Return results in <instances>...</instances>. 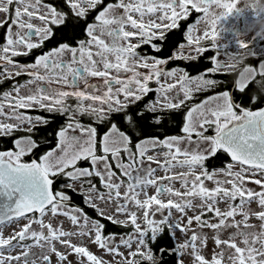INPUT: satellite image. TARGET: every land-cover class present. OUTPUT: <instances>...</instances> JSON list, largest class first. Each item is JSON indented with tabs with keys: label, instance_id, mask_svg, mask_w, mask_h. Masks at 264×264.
<instances>
[{
	"label": "snow or ice",
	"instance_id": "6c2138e0",
	"mask_svg": "<svg viewBox=\"0 0 264 264\" xmlns=\"http://www.w3.org/2000/svg\"><path fill=\"white\" fill-rule=\"evenodd\" d=\"M65 2L71 15L62 9L42 3V0H0V13L8 14L7 19L0 18V28L9 23L12 26L7 28L6 43L0 45V66L5 69L0 72V77L11 76L12 69H15V75L26 74L30 77L24 85L13 86L15 96L11 92H4L0 97V100L7 102V111L5 103L0 102V117H3L0 119V136H9L15 131L25 130V124L29 126L27 130L31 131L33 118L21 113V108L38 106L69 117L66 127H62L57 133L55 147L39 155L38 160L23 159L38 148L37 142L30 136L16 138L15 150H0V225H3L6 219L12 218H24L29 221L12 237L5 239L0 235V264H12V261L21 259V256H5L4 246L10 249L18 246L25 249L43 247L40 241L51 245L50 250L63 264L67 253H61L52 244L55 240H59L70 252L86 258L89 264H103V261L85 246L63 239L71 235L90 237L93 243L105 249L108 254L123 257L127 264H142L144 259L152 258L150 251H144L148 247L146 237L155 242L157 234L163 233L165 225L171 230L172 237H175L176 229L187 237L193 221L201 227L213 229H219L221 226L235 227L237 231L232 233L228 240L221 241L217 236L215 244L219 246L223 243L229 249H234V253L229 256L232 264H264V247L256 246L264 240V232H258L248 224L252 215L264 223V210L258 213L251 209L247 213L239 211L252 202L258 203L261 209H264V190L257 192L243 186L246 174L253 177L259 174L264 177V107L259 106L264 105V95L261 94L264 92V63L259 65V72L251 66L245 67L240 78L235 81L234 88L244 93L246 102L237 103L230 91L225 90L189 108L182 127L184 138L171 136L161 140L159 137H149L138 141L133 150L130 147V135L121 131L116 123L109 121L107 131L100 136L95 127H86L74 120V116L79 113L94 116L98 122L103 123L111 114L123 113L122 118L132 126V131H140V120L145 118L144 113L139 110L130 113L127 109L130 104L141 100L150 91L157 93V99L148 106L149 111L155 112L157 106L161 110H174L185 105L186 101L192 98L194 91L206 90L208 86L216 84L213 79L203 76L193 79L186 73L177 78L175 70L164 71L160 67L166 65L168 59L145 56L138 53L137 49L142 45H151L153 51H160V46L153 43V40L164 39L163 30L177 27V20L187 18L191 6L195 11L203 13L197 24L203 20L211 29L205 30L202 35L193 36L194 26L189 25L186 34L189 46L187 58H195L191 56V51L197 54L206 51L203 40L210 39L215 47L219 38L218 22L227 19L237 10L235 0H117L98 12L95 23L87 24L84 30L87 39H78L75 44L59 43L58 46L37 56L30 64L14 63L11 57L28 55V52L42 47L44 41L53 36L50 24L67 28L72 16L77 18L78 22L86 17L89 9L100 5L102 0ZM215 9L223 11L218 12ZM35 19L40 20L43 26H35L32 22ZM75 26L72 25L73 28ZM34 37L37 38L36 42ZM134 37L136 42L131 39ZM238 46L244 48L246 45L239 41ZM184 47V44L178 45L181 52L174 53L171 59L185 58ZM25 49L27 51H24ZM230 61L227 65L229 69L239 63L238 57H230ZM212 63L215 65L210 70L212 72L224 67L215 57ZM139 69H146L147 72H141ZM256 75L261 77L258 81L259 88L249 89V84ZM161 77L164 78L163 81ZM89 78H100L102 83H90ZM153 78L159 86L155 89L149 87ZM170 78H173L174 82L168 83ZM33 84L36 87H30ZM81 84L82 89L79 87ZM193 84L195 88L192 87ZM22 87L28 89L26 95L19 94ZM168 93L174 94L170 96ZM69 98L75 99L74 107L66 103ZM85 101L89 103L85 104ZM42 119L37 116L35 122ZM152 119L157 124L161 122L158 116H153ZM209 128L213 129V135H206ZM77 130L80 132L79 136L69 134ZM193 136L196 137L195 141ZM185 140L187 146L182 147ZM149 144L153 148L162 147L167 151L148 155ZM220 151L226 153L232 162L240 165V170L235 172L233 163L219 169L223 179L216 178V170L209 172L203 166L209 156H216ZM124 155L127 156V162ZM161 155L164 157L163 162L159 160ZM81 160L89 161L90 167H78ZM112 160H115V168L120 170L119 175L113 170ZM145 160L158 164L160 170L166 173L165 176L155 177L157 169L152 168L150 164L146 168L137 167L138 164L143 165ZM176 167L186 168L187 171L167 174ZM133 171L137 175L133 176ZM61 176L74 183L79 182L86 202L93 207L96 206L92 194H98L100 199H104V194L100 193L97 185L88 178L98 177L101 185L108 190L107 202L114 203L115 213L123 215L125 220H117L114 215L109 216L98 207L96 210L112 223L127 225L130 222L133 232L127 238L120 237L119 243L116 244L115 234L104 236L102 233L105 226L95 219L89 222L87 215L78 207L62 211L68 207L66 202L70 197L61 190H53L54 178ZM164 180L168 181L167 185L162 183ZM204 180L213 181L216 187L206 188ZM176 181L181 184L183 191L172 187ZM252 182L264 189V179H254ZM74 183H65L62 187L72 189ZM85 183L88 184L87 188L83 187ZM122 187L125 189L123 193L120 191ZM149 187L155 189L154 194L149 195ZM165 196L168 197L166 201L163 199ZM172 196L180 199L174 201ZM196 196L202 201L201 212L188 217L184 222H181L183 215L174 219L171 210L186 214L185 209L192 208V201L188 198ZM237 197L240 198L239 205L230 204L229 209L224 212L215 209V215L220 218L219 224H210L202 219L205 207L207 211H213L218 198L228 203L235 201ZM130 205L139 211L132 210ZM165 209L168 210L167 215L164 214ZM48 212L53 216L69 217L79 231L65 232L60 227L45 224L43 217ZM29 213H38L40 218L29 217ZM156 213L162 216L158 221L154 218ZM78 214L85 221L83 225L79 223ZM235 214L243 215V223L226 224L224 218L234 217ZM32 223L40 225L39 232L30 231ZM29 238L36 242L35 245L19 244V241ZM237 238L244 247L238 246ZM13 239H17V244L12 243ZM198 240L203 246L204 234L193 232L183 243H179V247L190 250L193 264H221L223 251L213 253L209 260L199 253ZM161 242L165 245L169 243L168 240ZM120 246L128 250L126 256L119 250ZM165 250L162 248L161 253ZM22 256L25 258V264H29V252L23 251ZM137 256L141 258L140 261H137ZM41 258L44 264H50L47 254L42 252Z\"/></svg>",
	"mask_w": 264,
	"mask_h": 264
},
{
	"label": "rangeland",
	"instance_id": "374dc122",
	"mask_svg": "<svg viewBox=\"0 0 264 264\" xmlns=\"http://www.w3.org/2000/svg\"><path fill=\"white\" fill-rule=\"evenodd\" d=\"M239 1L246 3L245 11H243V13H242V14H244V22L241 23L240 22V16L232 13L230 15L231 20L234 19L237 22L236 23L237 31L233 30V32L230 29V28H232V27H230V23L227 22V20L228 21L230 20L229 17L225 20L218 22L217 31L219 34V38L217 40L215 47L213 46L210 39H206V40L202 41V43L205 42V45L207 46V48L216 49L218 47L224 46V47H227L230 51L235 52L237 54H240L241 49H243V48H239V46H238L239 41H243L246 45L245 47H247V46L251 45L252 42H256L259 39L264 38V4L262 3L264 0H238V2ZM261 3H262V6H260ZM215 10L218 12L223 11L221 9H215ZM12 11H13V13L15 12V5L12 7ZM120 11H122V10H118V12H120ZM5 15H6V13H0V18L4 19ZM201 17H203V14H201L197 18V20H195L193 23V26H194V30L192 33L193 36L202 35L205 30L211 31V29L208 27V25L203 20H201V22L197 24V21L200 20ZM32 22L35 26H43L41 21L38 19H35ZM9 27H12L11 24L9 25ZM13 30L15 31L14 27H13ZM128 30H131V29H128ZM36 39L37 38H35V37L33 38L34 42H36ZM131 39L133 40V42H136L135 37L131 38ZM4 43H6V37H5ZM249 49H252L254 54H256L258 52L257 48L249 47ZM214 57L219 62V64H221L222 66H225V64H227V63H231L230 58L228 56H224L222 54L217 53L214 55ZM259 65L260 64H258V68L255 69L256 72H259ZM243 69L244 68L239 70L237 79L240 78V75H241V72L243 71ZM210 70L211 69H209L207 72H203V73H200L198 75H192V76L190 75L189 77L194 79L198 76H203L207 79L215 80L214 78H212L210 73H225V72H230L232 69H227V68L222 67L220 70H218L216 72H212ZM11 71L15 73V69H12ZM139 71L147 72L146 69H139ZM177 78H178V74H177ZM161 80L163 81L164 78L161 77ZM167 82L172 83V82H174V79L170 78V79H168ZM90 83H94V84L95 83H102V81L100 80V78H92V79L90 78ZM24 84L25 83H23L22 85H24ZM30 86L33 88L36 87L35 84L30 85ZM79 87L82 89L83 85L81 84V85H79ZM149 87L152 89L159 87L157 84H155L154 78L152 81L149 82ZM192 87L195 88V84H193ZM211 87L212 86H208L207 89H209ZM26 90H27V88H24V87L20 88L19 94L20 95H26L27 94ZM65 90H70V89L65 88ZM201 91H203V90H201ZM201 91H194L193 94H195V92H201ZM10 92L12 93L13 96L16 95V93L13 92V90ZM150 92H151L152 98L149 101H146V103L144 105L145 108H147V109H148V106L151 104V102H153L157 99V93L155 91H150ZM219 93H221V92H219ZM219 93H213L211 95L204 97L203 99H201L199 101H192V98H194L192 96L191 99L186 101V104H188V109L191 108L192 106L200 104L202 101L205 100V98L215 96ZM168 94L171 96L174 93H168ZM181 97H182V93H181ZM87 103H89V102L85 101V104H87ZM213 103H215V102H213ZM158 109H161V108L159 106H157L155 111H157ZM188 109H187V111H188ZM187 111H186V113H187ZM80 115L81 114L77 113L74 116V120L79 121L82 125H84L82 123ZM86 115H88V114H85V116ZM66 118L67 119L64 122L62 127H66L67 123L69 122L68 115H66ZM0 119H3V117H0ZM9 122H11V121H9ZM184 123H185V121H184ZM84 126L87 127L89 125H84ZM26 128H28V125H24V129H26ZM209 129H212V128H209ZM212 131H213V129H212ZM69 134L79 136L80 132L77 130L75 132H70ZM184 137L185 136H182V138H184ZM163 139H165V138H163ZM163 139H161V140H163ZM192 139H193V141H195L196 137H192ZM181 146L182 147L187 146L186 140L182 143ZM147 147H148V153H147L148 155H153L156 152L162 153L164 151H167V149L162 148V147L153 148L151 144L147 145ZM134 149H135V146H134ZM14 150H15V145H14ZM109 159H111V157H109ZM181 159H183V157H181ZM124 160H125V162H127V156L126 155H124ZM159 160L161 162L164 161L163 155H161L159 157ZM86 162L88 163V166L90 167V162L89 161H86ZM228 163H233V165H234L233 171L234 172L240 170V165L238 163H235L232 161H230ZM228 163H226L223 168H226ZM149 164L152 168L157 169V171L155 173V177L165 176L166 173L163 170H160L158 164L149 162L147 160H145V163L143 165L138 164L137 167H145L146 168L149 166ZM112 165L115 168V160H112ZM81 168H84V166H81ZM115 169H116L117 173L119 174L120 170L117 168H115ZM220 169H222V168H220ZM213 170H216V172H217V175H216L217 179H223L224 178L222 176V174L219 173V171H218L219 168L212 169L210 172H213ZM185 171H187L186 168L176 167V168H173L167 174L168 175H174V174H179L180 172H185ZM132 174H133V176L137 175V173L135 171H133ZM141 175H143V174L141 173ZM88 179L92 180L91 177ZM229 179H231V177H229ZM254 179H264V177L260 176L259 174L255 177L246 174V178L243 182V186L246 188H249V189H253L257 192L264 190L259 185L252 182ZM98 182L100 183V187H101L100 188L101 190H99V192L104 194V199L98 198V194H95V193L92 194L94 205L96 207L102 209L105 213H107V215H109V216L114 215L117 220L124 221L125 217L123 215L115 213V204L107 202V191L108 190L101 185L99 178H98ZM157 182L161 183V181H157ZM67 183H74V182L69 180ZM162 183L164 185H167L168 181L164 180V181H162ZM204 186L208 189H212V188L216 187V184L213 181L204 180ZM83 187L87 188L88 184L85 183ZM172 187H174L176 190L183 191L181 184L178 181L174 182L172 184ZM224 187L230 188L231 186L230 185H224ZM72 189L79 192V193H82L84 198H85V193H83L81 191V185L79 182H75L74 188H72ZM120 191H121V193H123L125 191V189L122 187L120 189ZM147 191H148L149 195H151V194H154L155 189L153 187H149ZM163 199L166 201L168 199V197L165 196ZM171 199L176 201V200H179L180 197L172 196ZM188 199H190L192 201V208H186L185 209L186 214H181V213L177 212L175 209H172L171 211H172V216L174 219H179L183 215V220L181 222H184L187 220L188 217L194 216V215L199 214L201 212L200 205H201L202 201H201L200 197H198V196L189 197ZM245 199H247V197H245ZM121 202H123V201H121ZM230 204L239 205L240 204V198L237 197L235 201H229L228 203H225L224 200H221L218 198V203L214 206V210L210 211L211 212L210 216L205 217V218L202 217V219L207 221L210 224H219L220 218L215 215V209L218 208L221 212H224V211H227L229 209ZM96 207H94V208L96 209ZM130 207H132V210H134V211H139L138 209H136L132 205H130ZM69 209H72V208L68 206L66 209H64L62 211H67ZM249 209L253 210L256 213H258L261 210H264V209H261V207L259 206L258 203L252 202L250 204H246L243 207V209H240L239 211H243V212L247 213ZM205 211H207L206 207L203 210V212H205ZM167 212H168V210L165 209L164 214L167 215ZM31 217H35L36 219L40 218L39 215L31 216ZM154 218L158 221L162 218V216L160 213H156ZM224 219H225L226 224H232L234 222L243 223L244 217L241 214H235L234 217H225ZM43 220H44L45 224H51L53 227H60L65 232H77V231H79L78 227L72 224L71 219L67 216H64V215L53 216L50 212H48L43 217ZM78 220H79V223L81 225H83L85 223L83 217L80 216L79 214H78ZM90 221L91 220H89V222ZM28 223H29V221L24 219V218H20L18 220L16 218L12 219L11 221L4 223L3 225H0V235H2L3 238H5V239L12 237L15 235V233H18L23 228V226L25 224H28ZM118 224H124V223H118ZM248 224L252 225L256 229V231L264 232V223H262L259 219H257V217L255 215H252L249 217ZM127 225H130V222ZM185 226H187V225H185ZM85 227L87 229L88 226L86 225ZM166 227H167V225H166ZM241 228H243V224H241ZM30 231L39 232L40 231V225L38 223H32ZM236 231H237V229L235 227L221 226L219 229H213V228H209L207 226L201 227L195 221H193L192 225L190 226V231L188 232L187 237L185 236V233L181 232L179 229H176L175 230V237H173V239H174L177 246L173 250L176 252V255H177V263L181 264V261H182L183 264H193V258L190 255V250L180 248L179 243H183L187 238H189L192 235L193 232H196V233H203L204 234L203 246H201V241H199V240L197 241L198 251L201 255L205 256L207 259L210 260L213 253H219V252L223 251L224 255H223L221 264H232V261L229 259V256L232 253H234V249H229L227 247V245H225L223 243L221 245L217 246L215 244V238L217 236H219L221 241H226V240H228L229 236ZM45 232L47 233L46 229H45ZM170 232H171V230H170ZM131 233L132 232H130L128 234L115 235V241L114 242L116 244H118L120 237L127 238V236ZM63 239L70 240L73 244L85 246L92 254L96 255L101 261H103V264H127V261L123 257L116 256L114 254H108L105 249H102L97 244L93 243L90 237H87V236L81 237L79 235H71V236L64 237ZM29 240H30L29 243L23 244L22 242L19 241V244L20 245H29V244L35 245L36 242L33 239L29 238ZM236 242H237L238 246L244 247L243 243L239 240V238H237ZM12 243L17 244V239H13ZM40 244L43 245V247L34 246V247L28 248V249L22 248L20 246L14 248V249H10L7 246H4L5 247V253L4 254H5V256H7L9 254L12 256H21V259L19 261H12V264H25V258L22 256V253H23V251L26 250L29 252V257L27 258L29 264H44V261L41 258V253L43 252L50 257V264H61V261L58 259V257L50 250L51 245L47 244L45 241H40ZM52 244H54L55 247L61 253H67V259L65 261H63V264H81L82 259H83V264H89V262L87 261L86 258H82L80 255L70 252V250L66 249L65 246L62 245L59 240L53 241ZM256 246L257 247H264V240H261L260 243L257 244ZM134 248H135V244H133V249ZM119 250L121 252L125 253V256L127 255L128 250L125 247L120 246ZM144 251L149 252L146 248L144 249ZM151 255H152V253H151ZM157 258H158V255L157 256L152 255V258L150 260H148V259H144V260L154 261ZM136 259L138 261L141 258L139 257Z\"/></svg>",
	"mask_w": 264,
	"mask_h": 264
},
{
	"label": "trees",
	"instance_id": "16d2710c",
	"mask_svg": "<svg viewBox=\"0 0 264 264\" xmlns=\"http://www.w3.org/2000/svg\"><path fill=\"white\" fill-rule=\"evenodd\" d=\"M114 2H117V0H102V3L100 5H98L95 9H89L86 17L83 19H79L78 22H77V18L72 16L71 23L67 28H65L63 25L57 26L50 24L49 27H51L53 30V36L49 40L44 41L42 47L31 50L30 52H28V55L13 56L11 57L12 60L18 62H29L33 59V56L35 55V52L37 50L47 51L51 48L58 46V44L62 42L75 44L76 40L78 39H87L84 31L87 24L95 23V16L98 14V12L101 11L107 4ZM42 3L48 4L50 6H54L57 9H62L63 11L68 12L69 15H71L65 0H42ZM7 15L8 14L5 15L4 19H7ZM9 25L10 23L7 24L4 28H0V45H3V43L5 42L7 28L9 27ZM72 25H76V26L73 28ZM72 37H75L76 39H72ZM178 38H179L178 30L165 33L164 39H162L160 43V51H157L156 54L160 57L167 56L171 48L174 47L175 44L177 43ZM142 47H145V49L148 48L146 45H142ZM209 69L212 68L208 60V56L206 55L201 56L197 61L194 62L191 61L186 65V70L191 76L198 75L203 72H207ZM210 75L212 76V78L215 79L216 84L212 85V87L209 89L203 90L201 92H195V94H193L194 98H192V101H199L208 95H211L213 93L223 92L225 90L230 91V93L232 94V96L234 97L237 103L247 101V97L244 95V93H241L234 88L235 81L237 80L236 72H232V73L230 72L227 74L210 73ZM260 79L261 77L256 75L255 79H252V82L249 84V89L259 88L258 81H260ZM261 94L264 95V92H262ZM151 97L152 95L149 92V94L144 95L141 100L133 104H130L127 109V111L130 113H135L138 110L144 113L145 118L140 120V129H141L140 131H132V126L127 124L123 120L122 118L123 113H113L103 123L98 122L95 119V117L91 115L85 116V114H81L80 118L84 125L95 127L97 129L98 135L100 136L105 131H107V125L109 121L116 123L121 131H124L126 134L130 135V139H131L130 147H132L133 150L135 144L138 141L143 140L145 138L159 137L160 139H163L171 136H179V137L185 136V134L182 131V127L184 125L185 115L188 107L181 106L180 109H174V110L158 109L157 111L152 112L149 111L144 106L146 101ZM250 106L253 108L257 107V105H250ZM259 106H263V105H259ZM153 116L160 117L161 122L157 124L152 119ZM65 121L66 120L64 118V114H61L60 112H53L50 114H46L45 121L43 124L37 126L33 132L23 135L27 137L30 136L37 143H40L37 149H35L29 155L23 157V159L29 160L30 156H34V158L37 159L39 155L43 154L48 149L54 148L57 142V132L58 130L61 129ZM211 132L212 129H209L206 135H209V133ZM14 138H16V136H0V150H5L8 148H10L9 150H14V146H13ZM230 161L231 160L227 156V154L224 153L223 151H220L217 153L216 156H209V158L203 162V166L206 170L210 172L212 169L223 168L224 165ZM77 166L89 167L88 163L84 160L79 161ZM113 169L117 173L114 167ZM91 179L97 185V188L101 190L100 183L98 182V178L93 176L91 177ZM68 181H69L68 179L62 176L54 178L53 190L58 189L68 194L70 199L66 202L67 206L71 207L72 209L78 207L79 209L82 210L84 214L87 215L89 220L95 219L100 223H102L105 226L102 233L104 236H108L110 234H115V235L128 234L130 232H133V228L131 225L112 223L111 220L107 219L106 217H102L94 207L89 206V204H87L82 193H79L70 188L62 187ZM203 213H204L202 216L203 218L209 217L211 214L210 211H205ZM146 239L148 240V247L146 249L150 251V253H152V255L154 256L158 255L159 248H165L166 250H171V249L173 250L177 246L169 228L166 227V225L163 228V233L157 234V240L155 242L152 241L150 237H146ZM162 240H168L169 243L165 245L161 242ZM29 241H30L29 239H25L20 242L26 244L29 243ZM136 258H139V256H137Z\"/></svg>",
	"mask_w": 264,
	"mask_h": 264
},
{
	"label": "flooded vegetation",
	"instance_id": "af4514ba",
	"mask_svg": "<svg viewBox=\"0 0 264 264\" xmlns=\"http://www.w3.org/2000/svg\"><path fill=\"white\" fill-rule=\"evenodd\" d=\"M262 3L264 4V1ZM262 3L260 4V6H262ZM235 5H236L237 10L236 11L234 10L233 13L240 16V22L242 23V22H244V14H242V13H243V11H245L246 3L245 2H240V1L238 2V0H235ZM201 14H203V13L202 12H197V11H195V9H192L191 6H189V14H188L187 18L178 19L177 20V27L163 30L164 31V35H165V33L170 32V31H174V30H178L179 31V38L177 39V43L175 44L174 47L171 48V50L169 51V54L167 56H165V57L158 56L156 54L157 51H153L151 45H146L148 47L147 49H145V47L141 46L140 48L137 49V52L141 53V54H143L145 56H149V57H158V58H166V59H168V63L166 65H162L160 67L164 71L175 70L177 72V74H178V77H179V75L184 74V73H186L188 76H190L188 71L186 70V65L189 62H191V61L192 62L197 61L199 59V57L204 56V55L208 56V60L210 62L211 68L215 67V65L212 63V59H213L214 55L217 54V53L222 54L224 56H228L229 58L230 57H238L239 63H237L234 68H231L232 70L230 71L231 73L232 72H236L237 73V75H236L237 77H238L239 70H241L242 68H245L247 66H251L252 68L257 69L258 68V64L264 63V38H261V39H259L256 42H252L251 45L241 49L240 54L232 52L227 47H224V46L218 47L216 49L207 48V46L205 45V42H204L202 44L205 45L206 51H204L203 53H199V54H197L195 51H191V56L195 57V58H187L188 57V52H189V46L187 45V41H186L187 29H188L189 25H193L194 21L197 20V18ZM228 17H229L230 20L229 21L227 20V22L230 23V27H232L230 29L232 30V32H233V30L237 31V27H236V23L237 22H236V20H234V19L231 20V17L230 16H228ZM161 41H162L161 39H154L153 43H155V44L160 46ZM180 44H184L185 45L184 50H183V55H184L185 58H182V59H171V57L174 55V53L175 54H179L181 52V50L178 48V45H180ZM249 47L257 48L258 52L256 54H254L253 50L249 49ZM24 51H27V50L25 49ZM47 51H38L37 50L35 52V55L33 56V59L31 61H29V62H18V61H14V62L16 64H20V65L30 64V63H33L35 61V58L37 56H39L42 53L47 52ZM228 64L229 63L225 64V66L223 68H227ZM227 69H229V68H227ZM4 71H5L4 68L2 66H0V72H4ZM230 72H225V73H222V74H227V73H230ZM29 79H30V77L28 75H26V74L15 75L14 72H12L11 76H7L6 75L4 77H0V97H2V94L4 92L12 91L14 85H17V84L22 85L23 83H26V81L29 80ZM27 91H28V89L26 90V92ZM150 99H148L147 101H149ZM0 102H3L5 104L7 103L6 101H3V100H0ZM66 103L68 105H71V106L74 107L75 104H76V101H75V99L69 98V99L66 100ZM6 105H5V110L7 111V106ZM184 106L188 107V104L185 103V105H182V107H184ZM19 111L21 113H24L26 116H31L33 118V124L31 126V131H28L27 128H26L25 130L15 131L12 135H9V136H16V138H18V137H27V136H23V135H26V134H29V133L33 132L36 129L37 126H39L40 124H43L44 121H45L46 114H50V113H53V112H58V111H55V110L48 111V110H45V109H41L38 106L30 108V109L21 108V109H19ZM37 116H40L43 119L40 122H35V117H37ZM64 118H65V120L67 119L66 118V114H64ZM25 125H27V124H25ZM16 138H14V140H13V146L15 145L14 141H15ZM37 144H38V146L40 145V143H37ZM33 158H34V156H30L29 160H32ZM38 159H39V157L37 158V160ZM37 215H39V214L38 213H29L28 214L29 217L37 216ZM12 219H15V218H12ZM12 219L7 220L4 223H7V222L11 221Z\"/></svg>",
	"mask_w": 264,
	"mask_h": 264
},
{
	"label": "water",
	"instance_id": "95a60500",
	"mask_svg": "<svg viewBox=\"0 0 264 264\" xmlns=\"http://www.w3.org/2000/svg\"><path fill=\"white\" fill-rule=\"evenodd\" d=\"M262 107H264V105ZM213 134H214V131L209 133V135H213ZM9 149L10 148L5 149V150H9ZM33 159H36V158H33ZM230 160H231V158H230ZM7 220L8 219H6L5 221H7ZM161 249L162 248L158 249V258L156 260H154V261L143 260L142 264H178L177 263V255H176V252L174 250H172V249L171 250H165L162 254ZM138 261H140V259Z\"/></svg>",
	"mask_w": 264,
	"mask_h": 264
}]
</instances>
